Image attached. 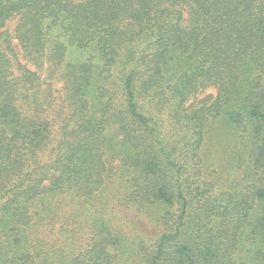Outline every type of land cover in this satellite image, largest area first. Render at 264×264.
Segmentation results:
<instances>
[{
  "label": "trees",
  "instance_id": "trees-1",
  "mask_svg": "<svg viewBox=\"0 0 264 264\" xmlns=\"http://www.w3.org/2000/svg\"><path fill=\"white\" fill-rule=\"evenodd\" d=\"M74 47L95 53L70 62ZM60 81L56 123L50 89ZM209 89L216 95L200 98ZM155 110L178 118L171 144ZM218 119L243 133L258 178L252 193L192 209L184 171L200 164ZM116 160L137 175L136 204L183 201L147 264H224V236L244 237L264 264V0H0V264H119L118 239L103 235L76 256L42 237L61 216L59 196H98ZM195 210L212 229L190 223ZM225 216L238 227L213 231Z\"/></svg>",
  "mask_w": 264,
  "mask_h": 264
},
{
  "label": "rangeland",
  "instance_id": "rangeland-1",
  "mask_svg": "<svg viewBox=\"0 0 264 264\" xmlns=\"http://www.w3.org/2000/svg\"><path fill=\"white\" fill-rule=\"evenodd\" d=\"M16 27V20L9 21L5 30L12 33ZM95 53L93 50L69 48L68 61H84ZM96 63L98 60L95 61ZM46 75H43L45 80ZM50 83V81H48ZM45 88V86H44ZM51 91L52 121L60 123L64 116L61 110L62 82H55ZM216 95L214 89H209L200 98L206 95ZM152 117L160 124V131L166 139V144L179 138L178 118L169 113L158 114L155 110ZM205 145L201 151L200 164L194 162L186 167L184 173L187 178L185 191L192 204L208 202L230 192H249L256 183L255 176H251L247 166V142L242 138L243 133H232L220 119L207 128ZM61 140L57 127L54 130L53 147ZM173 145L177 143H172ZM114 172L108 183L98 196L94 198H77L70 195L59 196L53 211L60 212L59 218H53L52 224L45 227L42 235L47 244L60 242L71 246L70 253L83 255L88 246L96 245L103 235L109 239H118L115 254L119 264H147L148 259L155 252L161 237L166 234L170 225H173L182 214L183 201L177 200L173 207L160 208L149 205L136 204L139 184L137 175L133 171H125L119 161L113 162ZM238 193V194H239ZM237 195V193H236ZM195 216H189L191 224H200L205 231L212 229L211 220L202 216L201 211ZM198 218V219H197ZM211 219V218H210ZM175 225V224H174ZM238 227L232 217L220 218L213 231L220 230L224 235ZM220 246L219 256L224 264H253L251 261L252 249L249 242L242 237L241 242L233 244L231 239L224 236L217 239ZM258 264V263H254Z\"/></svg>",
  "mask_w": 264,
  "mask_h": 264
}]
</instances>
